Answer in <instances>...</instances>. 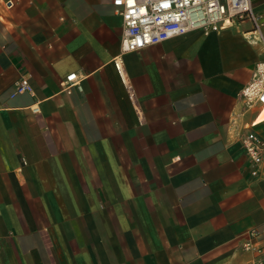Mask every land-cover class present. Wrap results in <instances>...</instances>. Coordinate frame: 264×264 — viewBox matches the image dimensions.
<instances>
[{
    "label": "crops",
    "instance_id": "1",
    "mask_svg": "<svg viewBox=\"0 0 264 264\" xmlns=\"http://www.w3.org/2000/svg\"><path fill=\"white\" fill-rule=\"evenodd\" d=\"M122 34L113 0H0V264H264V159L253 175L239 140L264 138L241 97L264 16Z\"/></svg>",
    "mask_w": 264,
    "mask_h": 264
},
{
    "label": "built area",
    "instance_id": "2",
    "mask_svg": "<svg viewBox=\"0 0 264 264\" xmlns=\"http://www.w3.org/2000/svg\"><path fill=\"white\" fill-rule=\"evenodd\" d=\"M113 3L123 17L121 45L124 52L138 51L193 31L205 35L219 32L238 19H249L256 30L263 26L264 13L255 10L254 0H113ZM114 62L129 87L123 58L117 56ZM76 78L72 73L64 82L70 88L76 85ZM31 90L28 79L20 80L15 87V93ZM241 97L246 109L264 105V60L257 62ZM33 110L41 111L38 105ZM254 125H246L239 132V140L250 161L252 174L258 175L264 159V138L254 130ZM245 247L249 249L250 243Z\"/></svg>",
    "mask_w": 264,
    "mask_h": 264
}]
</instances>
